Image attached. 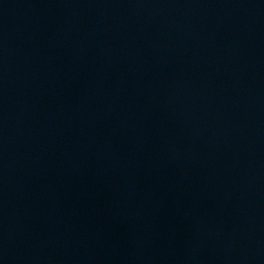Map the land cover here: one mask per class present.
<instances>
[{"label": "water", "instance_id": "95a60500", "mask_svg": "<svg viewBox=\"0 0 264 264\" xmlns=\"http://www.w3.org/2000/svg\"><path fill=\"white\" fill-rule=\"evenodd\" d=\"M0 264H264V0H0Z\"/></svg>", "mask_w": 264, "mask_h": 264}]
</instances>
